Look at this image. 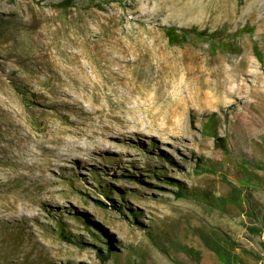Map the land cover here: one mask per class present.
<instances>
[{
  "label": "rangeland",
  "instance_id": "1",
  "mask_svg": "<svg viewBox=\"0 0 264 264\" xmlns=\"http://www.w3.org/2000/svg\"><path fill=\"white\" fill-rule=\"evenodd\" d=\"M62 1L0 0V264H219L206 243L220 242L257 255L264 0ZM169 27L227 48L171 45ZM132 106L169 129L128 130ZM72 129L89 149L57 162ZM105 241L119 254L102 263Z\"/></svg>",
  "mask_w": 264,
  "mask_h": 264
},
{
  "label": "trees",
  "instance_id": "2",
  "mask_svg": "<svg viewBox=\"0 0 264 264\" xmlns=\"http://www.w3.org/2000/svg\"><path fill=\"white\" fill-rule=\"evenodd\" d=\"M71 3H72L71 0H64L60 3V5L70 6ZM250 32H251V30L247 31V33H250ZM164 33L166 35L167 42L171 45L181 46V45L189 43L190 41L197 40V41H201L203 43H206L211 52H213L216 49L226 50V48H227V46H226L227 43L219 40L220 31L208 32L205 30H198L196 27H191V28L169 27V28L164 29ZM255 52H256L255 53L256 56L259 59H261L259 53L256 50H255ZM204 131L212 133V136L214 137V145L216 148H219L224 153H228L224 139L219 138L215 133L216 132L215 126L212 124V120L208 121V123L204 126ZM195 166H196L195 167L196 171L202 168L199 162L196 163ZM233 191L237 192L238 189L235 188V189H233ZM103 192H106V191L103 190ZM175 196H176V198H181V197L187 196V194L184 191V189L179 188L176 191ZM106 198H108V197H106ZM234 199L237 200L238 202L234 203L233 200H231V201H232V203H234L236 205H240L241 201L243 202V200L238 196L234 197ZM239 200H241V201H239ZM118 212H121V208H118ZM132 215L134 216L133 222L135 224H140L141 226H143L141 223L136 221V218H135L136 215H134V214H132ZM251 217L255 220L260 221L264 225V213L261 212L260 208L259 209H253ZM247 230L251 234H254V235H261V233H262V231L258 227H249ZM91 236L94 239H98L97 235L91 234ZM104 244H105L104 245L105 246L104 251H101L100 249H99V251L97 250L96 255L98 257V260L102 263H105L110 258L116 259L117 255L119 253L113 252V248L111 247V243L109 241H105ZM206 245H207V248L215 255L219 264H244L243 257H245V256L246 257L249 256L250 258H255V259L258 258L252 252L246 250L245 248H243L242 246H240L239 244L234 243V242H230V243L220 242V243H215V244L206 243ZM236 251H240V255H239V253H236Z\"/></svg>",
  "mask_w": 264,
  "mask_h": 264
},
{
  "label": "bare ground",
  "instance_id": "3",
  "mask_svg": "<svg viewBox=\"0 0 264 264\" xmlns=\"http://www.w3.org/2000/svg\"><path fill=\"white\" fill-rule=\"evenodd\" d=\"M249 14H253V13H249ZM229 96H230V94H229ZM89 109L92 110V107L89 108ZM126 114L130 115V120L127 119L125 121H122L120 119H117V121L125 122V128H127L128 130H139V131H142V132H145V133H149V132L152 131V127L155 126V125L158 126L161 129V131H163V132H166L169 129L168 125L166 124V122H164L166 124L165 126L157 125V124H155V119H152V118L149 121V123L147 124V126H143L144 120L140 116L139 108L137 106H132V107L127 108ZM68 132L71 135L70 140L67 142V145L65 146V148L62 149V151H63L62 153H58L57 152V156H55V160L57 162L63 161L66 157H69L70 155H73L75 158H79V157L83 156L85 154V152L89 149L88 146H82V145L77 144V141L74 138H72V135H78L81 132V129H76V130L72 129V130H69ZM111 133H112V130L110 128H100V132H93V133H90L87 136V139L89 140V142L87 144L92 146V148H94V150H95L97 148V145L100 142H99V140H94L93 137L96 136V137H99V138H102V139H106V138L110 137ZM51 150L54 151V149H51Z\"/></svg>",
  "mask_w": 264,
  "mask_h": 264
},
{
  "label": "crops",
  "instance_id": "4",
  "mask_svg": "<svg viewBox=\"0 0 264 264\" xmlns=\"http://www.w3.org/2000/svg\"><path fill=\"white\" fill-rule=\"evenodd\" d=\"M262 247H264V243L262 244ZM256 255L255 253H253ZM257 261H252V259H248L246 257L243 258L244 264H264V249L260 248V252H257L256 255Z\"/></svg>",
  "mask_w": 264,
  "mask_h": 264
}]
</instances>
